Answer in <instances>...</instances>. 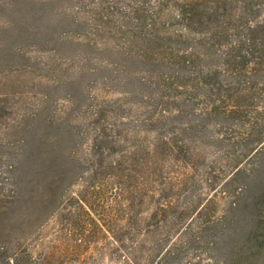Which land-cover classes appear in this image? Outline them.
Segmentation results:
<instances>
[{
  "label": "trees",
  "instance_id": "trees-1",
  "mask_svg": "<svg viewBox=\"0 0 264 264\" xmlns=\"http://www.w3.org/2000/svg\"><path fill=\"white\" fill-rule=\"evenodd\" d=\"M233 3L86 0V74L108 86L123 85L128 88L127 95L147 101L132 111V120H127L118 112L130 104L90 93L86 100V136L90 140L86 163L96 167L88 171H121L122 163H131L133 178L138 181L137 198L132 200V220L116 230L123 264H136L138 246L151 242L152 250L160 252L167 247L164 257L177 254L179 244L169 246L170 232L157 238L149 231L148 220L141 218L144 206L158 212L155 217L162 216L160 224L167 228L183 221V216H169L171 212L187 209L186 205H210L217 201L185 199L181 194L185 182L177 180L175 184L167 175L165 164L169 159L197 160L201 153H196V145L210 128L228 132L246 128L245 138L244 134L230 133L228 147L236 151L243 141V152L248 153L244 155L255 157L264 152V41L255 40L258 29L251 22L233 30L228 28L225 19L234 18ZM28 13L31 20H43L42 11ZM21 27L26 33L36 31L34 25L25 22H21ZM15 51L20 53L22 49ZM213 62L221 64L214 66ZM256 99H261V104L256 105ZM254 108L257 117L251 116ZM131 121L135 126L127 131L135 139L133 151L129 160L124 156L117 167L114 161L106 162V155L110 156L111 146L122 142L120 132ZM34 123H26L14 135L15 141L7 146L4 156L5 171H0L1 256L17 253L23 242L33 237L42 213L48 211L56 196V181L63 178L61 173L72 171L76 165L75 153L68 150L63 153L64 164H59V150L69 136L55 130L53 120L39 126ZM209 138L226 140L223 134ZM238 171L231 180L234 190L229 192V198L225 197L229 200L225 216L210 223L213 236L209 245L215 251L221 250L235 215L243 209H251L256 227L262 224L263 192L259 195L255 190L251 196L252 188L247 183L255 172L250 170L247 177H239ZM42 178L47 180L40 186L38 180ZM121 189L124 196L130 194L125 180ZM222 194L227 192L219 195ZM140 233L144 238L141 243L137 242ZM184 236L181 242L193 241V233L186 232ZM202 238V243L207 244V237ZM25 255L20 253V257Z\"/></svg>",
  "mask_w": 264,
  "mask_h": 264
},
{
  "label": "rangeland",
  "instance_id": "rangeland-1",
  "mask_svg": "<svg viewBox=\"0 0 264 264\" xmlns=\"http://www.w3.org/2000/svg\"><path fill=\"white\" fill-rule=\"evenodd\" d=\"M233 1L234 18L225 19L228 28L233 30L251 22L258 29L255 40L264 41V32L260 30L264 27V0ZM29 10L42 11L43 20H31ZM21 22L34 25L36 31H22ZM15 48H21L22 52H16ZM106 85L86 74V0H0V171H5L4 156L7 146L15 141L14 135L26 123L34 121L39 126L53 120L55 130L69 136V141L62 143L59 150L60 165L64 164V150L74 152L76 160L75 168L61 173L63 178L56 181V196L48 211L42 213L33 237L24 241L17 253L0 255V264H123L116 230L132 220V200L137 198L138 181L133 178L132 164H123L122 159L126 156L129 160L133 151L135 139L127 130L135 125L131 121L124 126L120 132L122 142L111 146L110 156L106 155V162L114 161L117 167L121 162L123 170H101L97 174L88 171L93 165L86 163L90 148L86 136L89 110L86 100L90 93L108 101L130 104L118 112L127 120H132V111L147 101L127 95L128 88L123 85ZM257 104H261V99H256ZM252 112L251 116L257 117V108ZM234 132L244 134L245 138L247 130L207 129V139L195 147L196 153H201L197 160L166 162L167 175L173 182H185L181 192L185 199L217 198V201L210 205H186L187 209L171 212L169 216H183V221L167 228L160 224L162 216L155 217L158 212L144 206L141 218L148 220L149 231L157 238L170 232L169 246L175 243L179 246L176 255L164 257L167 247L159 252L152 250L153 242L139 245L136 264H264V205L260 207V228L256 227L251 209L245 208L235 215L221 250L215 251L209 245L213 236L210 223L225 216L229 192L234 190L231 180L238 169L239 177L254 170V177L246 178L252 188L251 196L255 190L264 196V152L255 157L244 155L248 153L243 152V141L238 144V152L233 151L227 140ZM218 134H223L226 140L218 142L209 138ZM46 180H38L40 186ZM124 180L130 188V194L125 196L121 189ZM223 191L227 194L219 195ZM208 226L209 230H205ZM186 232L194 235L191 243L180 241ZM203 236L207 237V244L202 243ZM143 239L140 233L137 242ZM22 252L25 258L20 257Z\"/></svg>",
  "mask_w": 264,
  "mask_h": 264
}]
</instances>
